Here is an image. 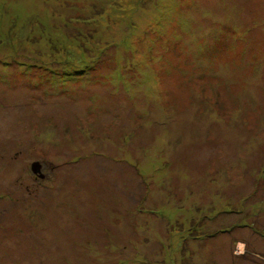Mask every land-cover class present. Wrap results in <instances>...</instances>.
Masks as SVG:
<instances>
[{"label":"rangeland","instance_id":"rangeland-1","mask_svg":"<svg viewBox=\"0 0 264 264\" xmlns=\"http://www.w3.org/2000/svg\"><path fill=\"white\" fill-rule=\"evenodd\" d=\"M0 264H264V0H0Z\"/></svg>","mask_w":264,"mask_h":264},{"label":"water","instance_id":"water-1","mask_svg":"<svg viewBox=\"0 0 264 264\" xmlns=\"http://www.w3.org/2000/svg\"><path fill=\"white\" fill-rule=\"evenodd\" d=\"M30 167L33 173L38 174V176H42V174L40 173V166L37 161L32 162Z\"/></svg>","mask_w":264,"mask_h":264}]
</instances>
